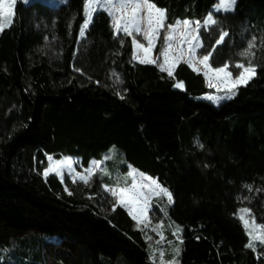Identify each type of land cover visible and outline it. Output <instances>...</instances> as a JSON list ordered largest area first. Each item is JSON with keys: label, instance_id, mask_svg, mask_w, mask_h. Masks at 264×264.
I'll return each mask as SVG.
<instances>
[{"label": "trees", "instance_id": "16d2710c", "mask_svg": "<svg viewBox=\"0 0 264 264\" xmlns=\"http://www.w3.org/2000/svg\"><path fill=\"white\" fill-rule=\"evenodd\" d=\"M151 2L166 10L167 26L204 22L218 0ZM85 3L18 2L0 32V264H157L148 232L124 207L102 210V187L113 185L107 178L97 174L90 188L69 195L56 175L44 176L49 156L88 168L111 150L122 168L171 192L166 215L180 229L174 264H264V246L246 247L237 216L245 205L264 225V0H236L202 32L201 54L212 53L213 68L227 63L237 75L236 64L256 66L219 106L201 99L213 92L202 73L185 63L172 77L159 69L166 28L158 63L140 64L106 11L80 34ZM222 32L228 36L216 45Z\"/></svg>", "mask_w": 264, "mask_h": 264}, {"label": "snow or ice", "instance_id": "6c2138e0", "mask_svg": "<svg viewBox=\"0 0 264 264\" xmlns=\"http://www.w3.org/2000/svg\"><path fill=\"white\" fill-rule=\"evenodd\" d=\"M17 0H0V31H3L6 26L9 25L13 14L14 5ZM27 2V0H25ZM110 5V14L114 17V31L119 34L123 32L126 36H133V34L142 35L144 40L147 41V46L140 43L133 36V46L136 53H143V55L134 54L133 59L138 60L142 64L157 63L151 56V53L155 47V41L158 38V34L161 29L167 30L168 34L164 37L165 46L160 53L163 57V63L158 64L161 71H167L169 77L173 76V69L177 64L183 62L192 67L194 63H198L203 66L204 76L207 79V86L209 88L220 89L221 87L227 89L232 95H235V89L239 85H246L252 77L255 76L256 66L249 61L247 65L236 64L235 67L240 69L236 76H233L232 71L229 70V65L226 63L222 67L212 68L209 64L211 52L203 55L197 59V49L203 47L200 40L199 30L203 26L207 28L211 25H216L218 21L210 14L201 25L200 21L195 22V27L192 26V22L189 20L178 21L177 25H165L166 10L158 8L151 0H120L118 4H113V0H105ZM235 0H219L217 11H231L234 7ZM97 5L103 7L101 0H86L85 3V16L86 19L81 26V35H84V30L88 28L93 19V13L97 9ZM143 13V15H141ZM145 24L146 27H142ZM181 26L179 36L182 38L181 47L178 52L172 53V44L170 41L174 39L173 33L177 31V27ZM228 36L227 32H222L219 39L216 40V45L224 42L225 37ZM188 45L187 53H185L183 44ZM255 47V37L249 42L248 50L241 53L242 56H248L251 54V49ZM214 51V49H213ZM194 71L199 69L193 68ZM178 89L183 88V84L178 82L174 85ZM227 98H231L228 96ZM209 100L219 99L212 96L207 97ZM50 163L48 168L44 171V176L50 173H55L63 180V169L67 168L69 172L72 170L73 161L69 158L63 161H53L52 157H48ZM101 161H94L92 166L85 171L87 175L79 174V180L87 184L91 177L95 174L94 169H99ZM136 170H130L127 173V177H132L133 182L130 186L121 187L117 184L110 189L106 188V191H110L114 198L113 211L116 206L124 207L128 210L129 215L133 220L137 221V224H144L148 226L149 220L147 216L148 205L151 197L159 196L161 198L166 197L167 203L171 205L174 203L171 192L161 186L154 178L147 177L143 173H139V183L136 181ZM125 177V179H127ZM75 182V178L73 180ZM147 189V191H145ZM67 190V189H66ZM72 193L69 192V195ZM246 214H250V209L242 208L239 210L238 218L243 223L245 231L249 236V243L246 247L255 250L256 242L264 245V225L257 224L255 218H252L250 222L246 218ZM159 227V226H157ZM177 231H180L178 228ZM182 243V241H181ZM175 254L179 255V249H176ZM172 264V262H170Z\"/></svg>", "mask_w": 264, "mask_h": 264}, {"label": "rangeland", "instance_id": "374dc122", "mask_svg": "<svg viewBox=\"0 0 264 264\" xmlns=\"http://www.w3.org/2000/svg\"><path fill=\"white\" fill-rule=\"evenodd\" d=\"M31 1H33V0H27V2H25V0H17L16 4L18 2H23L24 4L27 5ZM42 1L51 7H57L59 5L65 4L67 2V0H42ZM119 2H120V0H113V4H118ZM16 4L14 5V10H15ZM101 4H103V7H100V5H97L96 11L97 10L106 11L109 14V16L111 17L112 27H113L114 26V17H113V15L110 14V7L111 6L108 5L105 2V0H101ZM218 4H219V0H218L217 4L211 9V11L209 13V15L211 14L214 19L216 16H218L220 14L224 15V14L233 12L235 5H236V0H235L234 7L231 11H224V10L217 11ZM95 12L93 13V15L95 14ZM141 15H143V13H141ZM13 18H14V14H13V17H12L9 25L6 26L5 28H7L11 25ZM180 21L182 22V20H180ZM191 22H192V26L195 27V22L194 21H191ZM175 25H177V23ZM201 25H203V22L201 23ZM212 26H214V25L208 26L207 28L202 26L200 28L199 34H200V40H201L202 44H203V40H202V36H201L202 32L203 31L208 32ZM142 27H146V25L142 24ZM163 30L164 29H161V31L159 32L158 38L155 41V47L151 53L152 58L154 60H157V63L159 61V57L156 56L155 50H156V47L158 45V41L161 37V33L163 32ZM180 30H181V26H178L177 31L173 33L174 39L172 41H170V43L172 44V53L173 54L177 53L178 49L181 47L182 38L179 36ZM121 34L125 35L123 32H120L119 34H117L115 32V35H117V36L121 35ZM133 36L140 43H143V44H145V46H147V41L144 40L142 35H137L134 33ZM133 36H129L131 38V40H133ZM261 40L264 41V32L262 33ZM255 41H256V39H255ZM182 46L184 48L185 53H187L188 45L186 43H184ZM202 48L203 47L197 49V59L201 58L204 55V54H201ZM247 50H248V48H247ZM253 50H254V48L251 49V54H252ZM243 52H245V51H243ZM134 54L143 55V53H136V50L133 46V56H134ZM248 56H242V57L246 58ZM157 63H153V64H157ZM162 63H163V57L161 56L160 57V64H162ZM181 63H183V62H181ZM209 64H210V60H209ZM175 68L173 69V71L175 70ZM190 68H192V69L197 68L199 70L196 72H199L202 74L204 73L203 66L198 64V63H194V65ZM159 69H160V67H159ZM234 69H237V68L234 67ZM229 70L231 71L230 65H229ZM237 70L240 71V69H237ZM165 72H167V71H165ZM233 76H236V75L233 73ZM205 79H206V77H205ZM206 84H207V79H206ZM239 86H241V85H239ZM239 86H237V88ZM237 88L234 90L235 94H236ZM211 89L213 92L203 96L201 99H204V100L214 104L215 106H219L223 102L228 101L235 96V95H232L231 92H229L227 89H225L223 87H221L219 90L216 88H211ZM209 96L219 98V99L209 100V99H207V97H209ZM228 96H231V98L230 99L227 98ZM49 157H52V156H49ZM52 158H53L52 162L63 161V160L69 159V158L73 161L71 172H69V170L67 168L63 169V180L61 179L60 176H57L54 172L50 173V174L56 175L65 184V188L67 189V192H71L70 191L71 187L80 189L81 191H83L86 188H90V184H91L93 178L95 177V175H97V174H99L100 176H103L104 178H107L113 184L112 186L104 185L102 187L101 195H100V197H98L100 206H101L103 211H107L108 208H110V206L113 207L112 203L114 204V198L112 197L110 191H106V188L110 189L112 187H115L117 184H119L121 187H124L126 185L130 186L133 182V178L127 177V173L130 170H135V169H133L132 167H128L127 169L122 168V162L118 160L117 152L115 150H111L110 152H108L107 154L104 155L103 159L101 160L102 163H101L100 168L94 169L95 174L91 177V179L89 180V182L87 184L80 181L79 177L76 175L77 173L87 175V173L85 171L87 168L83 167V165L81 164V160L79 158L68 157V156H62L60 158H55V157H52ZM48 161H49V159H48ZM94 161H96V160H93L90 163L89 167L92 166V163ZM49 163H50V161H49ZM139 173H141V172L136 170V174H137L136 175V181H137V183H139V175H138ZM145 176H147V175H145ZM125 177H127V179H125ZM147 177H149V176H147ZM74 178H75V182H73ZM145 191H147V189H145ZM89 198H95V197L93 195H89ZM168 206H169V204L167 203L166 197H163V198H161L159 196L151 197L149 205H148V211H147V216H148V220H149L148 226L145 227L144 224H139V225L137 224L138 226L143 227L148 232L149 239L151 240L148 252H149V255L152 258V260L155 261L157 264H170V262H172V264H174V259L177 256L175 254V252H176V249H179L180 231H177L178 228L175 227L173 224H171V222L167 219L166 207H168ZM242 208H248V207L243 205L240 207V209H242ZM126 211L128 212L127 209H126ZM238 215H239V211H238L237 216ZM246 218L250 222L252 221L253 217L251 216V211H250V214H246ZM135 222L137 223V221H135ZM255 222H256V220H255ZM157 226H159V227H157ZM46 240H48L50 242L55 241L54 238H46ZM260 246H264V245H261L258 242H256L255 249H257ZM5 254H6V250H4L3 252L0 253V261L5 256Z\"/></svg>", "mask_w": 264, "mask_h": 264}, {"label": "built area", "instance_id": "2783aa9c", "mask_svg": "<svg viewBox=\"0 0 264 264\" xmlns=\"http://www.w3.org/2000/svg\"><path fill=\"white\" fill-rule=\"evenodd\" d=\"M165 73H167V72H165ZM256 257L259 258L260 257V254L259 253H256Z\"/></svg>", "mask_w": 264, "mask_h": 264}, {"label": "crops", "instance_id": "0c3cea01", "mask_svg": "<svg viewBox=\"0 0 264 264\" xmlns=\"http://www.w3.org/2000/svg\"><path fill=\"white\" fill-rule=\"evenodd\" d=\"M134 61L137 62V63H140L139 61H137V60H135V59H134ZM140 64H142V63H140ZM151 65H155V64H151Z\"/></svg>", "mask_w": 264, "mask_h": 264}, {"label": "water", "instance_id": "95a60500", "mask_svg": "<svg viewBox=\"0 0 264 264\" xmlns=\"http://www.w3.org/2000/svg\"><path fill=\"white\" fill-rule=\"evenodd\" d=\"M90 25V24H89ZM89 27V26H88ZM88 29V28H87ZM87 29L84 30V33L87 31Z\"/></svg>", "mask_w": 264, "mask_h": 264}]
</instances>
